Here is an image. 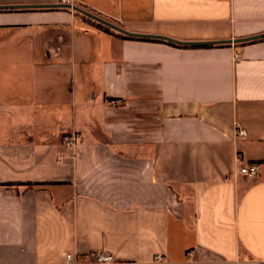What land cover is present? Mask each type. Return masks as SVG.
<instances>
[{"label":"crops","instance_id":"obj_1","mask_svg":"<svg viewBox=\"0 0 264 264\" xmlns=\"http://www.w3.org/2000/svg\"><path fill=\"white\" fill-rule=\"evenodd\" d=\"M75 4L186 41L264 32V0ZM100 250L116 264L264 262V38L174 45L70 8L0 9V264Z\"/></svg>","mask_w":264,"mask_h":264},{"label":"water","instance_id":"obj_2","mask_svg":"<svg viewBox=\"0 0 264 264\" xmlns=\"http://www.w3.org/2000/svg\"><path fill=\"white\" fill-rule=\"evenodd\" d=\"M24 8H70L74 11L80 12L87 17H90L96 20L103 25L110 27L120 33L128 35L130 37H140V38H148V39H159L165 40L170 43L185 45V46H209V45H220V44H238L244 42L255 41L258 39L264 38V32L258 33L254 35L244 36V37H235L228 39H212V40H199V41H186L180 40L168 35L155 34V33H144V32H135L126 29L125 27L119 25L118 23L102 17L78 4L72 3H63V2H54V3H26V4H0V9H24Z\"/></svg>","mask_w":264,"mask_h":264},{"label":"built area","instance_id":"obj_3","mask_svg":"<svg viewBox=\"0 0 264 264\" xmlns=\"http://www.w3.org/2000/svg\"><path fill=\"white\" fill-rule=\"evenodd\" d=\"M57 2L72 3L75 4V0H57ZM236 58H241L240 54L236 55ZM238 129V134L240 136H245L246 131L239 124H236ZM83 141V135L80 131H70L66 133L63 137V144L69 148H75ZM239 160V159H238ZM241 167L239 174L244 175L248 179H255L260 173L259 163H244L239 160ZM155 263H162L164 261V256L158 253L154 257ZM117 260L112 253L108 251H93L87 254L78 253H66L64 264H116ZM259 264H264V262H259Z\"/></svg>","mask_w":264,"mask_h":264},{"label":"trees","instance_id":"obj_4","mask_svg":"<svg viewBox=\"0 0 264 264\" xmlns=\"http://www.w3.org/2000/svg\"><path fill=\"white\" fill-rule=\"evenodd\" d=\"M81 6V5H80ZM77 12V11H76ZM77 13H80V12H77ZM82 14V13H81ZM117 23V22H116ZM98 25L100 26V27H102V28H104V29H106V30H108V31H110V32H117L118 34H120L121 36H127V37H130V36H128V35H125V34H123V33H120V32H118V31H116V30H114V29H112V28H110V27H107V26H105V25H103L102 23H99L98 22ZM251 42V41H250ZM246 43H248V42H246ZM246 43H239V44H236V45H241V44H246ZM175 45V44H174ZM8 184H11V183H8Z\"/></svg>","mask_w":264,"mask_h":264}]
</instances>
